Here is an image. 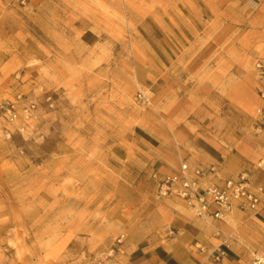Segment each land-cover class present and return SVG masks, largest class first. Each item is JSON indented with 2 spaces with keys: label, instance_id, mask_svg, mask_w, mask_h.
I'll list each match as a JSON object with an SVG mask.
<instances>
[{
  "label": "rangeland",
  "instance_id": "1",
  "mask_svg": "<svg viewBox=\"0 0 264 264\" xmlns=\"http://www.w3.org/2000/svg\"><path fill=\"white\" fill-rule=\"evenodd\" d=\"M259 60L264 0H0V264H248L264 243ZM200 139L229 148L218 174L244 177L258 212L211 224L158 196L211 162ZM199 223L223 256L197 246Z\"/></svg>",
  "mask_w": 264,
  "mask_h": 264
},
{
  "label": "built area",
  "instance_id": "2",
  "mask_svg": "<svg viewBox=\"0 0 264 264\" xmlns=\"http://www.w3.org/2000/svg\"><path fill=\"white\" fill-rule=\"evenodd\" d=\"M258 78L264 80V60L255 63ZM264 97V91H260ZM141 98V96H139ZM10 122L17 118L15 104L4 109ZM158 196L173 197L185 202L197 218L223 222L235 212H257L261 206L259 195L249 189L244 177L222 179L214 166L190 169L183 164L172 175L160 180ZM224 252L216 249V256ZM248 264H264V243L252 254Z\"/></svg>",
  "mask_w": 264,
  "mask_h": 264
},
{
  "label": "crops",
  "instance_id": "3",
  "mask_svg": "<svg viewBox=\"0 0 264 264\" xmlns=\"http://www.w3.org/2000/svg\"><path fill=\"white\" fill-rule=\"evenodd\" d=\"M198 144L200 145L199 147L201 148V150H203V153L205 154V156L208 157L211 161L208 163L209 167L213 166L212 163H215L217 165V166L214 165L215 169L217 167L216 171L218 172L220 170L223 172V163H224L223 161L228 160V158L230 157L229 148L226 145L214 144L207 139H200L198 141ZM208 165L205 167V169L208 168ZM229 178H235V177H229ZM207 222L212 224V223H216L219 221L207 220ZM197 229H198V235H197L198 245L197 246H200V247L204 246V247L212 248L214 251L213 253L215 255H216V249L221 248L223 250V248L220 246L221 240L216 235L207 233V229L209 230V227H206L205 225H202L201 223H199L197 225ZM201 249L203 250V247Z\"/></svg>",
  "mask_w": 264,
  "mask_h": 264
}]
</instances>
